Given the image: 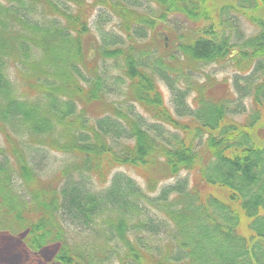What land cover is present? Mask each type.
Masks as SVG:
<instances>
[{
  "label": "trees",
  "instance_id": "1",
  "mask_svg": "<svg viewBox=\"0 0 264 264\" xmlns=\"http://www.w3.org/2000/svg\"><path fill=\"white\" fill-rule=\"evenodd\" d=\"M208 1L0 0V235L53 264H264V0Z\"/></svg>",
  "mask_w": 264,
  "mask_h": 264
},
{
  "label": "rangeland",
  "instance_id": "2",
  "mask_svg": "<svg viewBox=\"0 0 264 264\" xmlns=\"http://www.w3.org/2000/svg\"><path fill=\"white\" fill-rule=\"evenodd\" d=\"M235 0H209L207 5L211 8L213 7L217 10V8H219L221 5L223 4H227V3H233ZM155 8V6H154ZM214 11V15H216L217 11ZM249 14L251 15H257V16H261L264 18V4H260L259 8L257 9L256 12H249ZM172 21H175L177 24L183 26L184 28H190L192 27L193 23L190 21H184L183 18L179 17V16H172ZM118 22L116 20V18H114V23ZM243 26L246 29V31L249 34H252L254 32V29L250 26V24L245 20V18L243 19ZM112 25H115V24ZM160 36L162 37V39H165L167 36V32H160ZM211 72H216V75L219 78H223L225 76L230 77L232 71L230 69H220L219 66H210L208 68ZM162 90L165 93L166 96V101L167 103L170 105V93L167 90V88L162 84L161 85ZM243 118L240 117V120H242ZM53 154V166L51 168V172L49 174H47V176L52 175L53 171L57 170L59 167L63 166L64 164L72 161V158L69 155L66 154H61V153H52ZM47 178V177H46ZM143 182V181H142ZM215 188H208V190L210 192L214 191ZM215 192H217L215 190ZM241 231L242 232H247V224L246 221L243 222V224L241 225ZM20 237L19 236H10L8 234H1L0 235V264H53V262L51 263L50 261H52L53 256L55 255L56 252V246L52 245V246H48L45 247L43 249V251L41 252V254L39 255L38 259H36L31 253L27 252V250L25 249V247L21 244L20 242ZM8 245H11L13 247H11L14 251H16V253L18 255H14L12 256V261L13 262H2L3 260H6V256H5V251L9 252V248ZM5 256V257H2Z\"/></svg>",
  "mask_w": 264,
  "mask_h": 264
}]
</instances>
